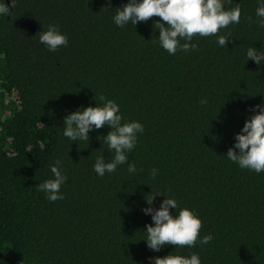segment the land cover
<instances>
[{
  "label": "trees",
  "instance_id": "trees-1",
  "mask_svg": "<svg viewBox=\"0 0 264 264\" xmlns=\"http://www.w3.org/2000/svg\"><path fill=\"white\" fill-rule=\"evenodd\" d=\"M4 3L10 14L0 15V264H149L170 252L198 253L202 264H264V173L240 169L226 156L252 107L264 103V62L246 61L249 46L264 52L258 0H225L226 8L241 9L239 24L221 30L232 38L227 47L216 36H194L197 50L175 55L158 44L159 17L113 23L127 0ZM50 24L69 41L56 52L38 40ZM101 95L119 104L122 122L144 125L128 155L134 176L127 164L104 177L93 171L102 153L112 158L102 138L107 125L90 132L87 145L62 136L63 117ZM57 159L67 177L64 199L50 202L37 185L52 177ZM150 192L194 210L200 236L214 239L148 249L143 229L153 222L142 209ZM163 199L156 194L152 207Z\"/></svg>",
  "mask_w": 264,
  "mask_h": 264
},
{
  "label": "clouds",
  "instance_id": "clouds-1",
  "mask_svg": "<svg viewBox=\"0 0 264 264\" xmlns=\"http://www.w3.org/2000/svg\"><path fill=\"white\" fill-rule=\"evenodd\" d=\"M117 8L112 19L121 28L129 23L135 26L138 22H146L153 16L159 17L160 20L156 21V28L159 30L158 44L169 55H175L178 51L197 50V44L192 42L194 36H216L217 45L227 47V42L232 38L230 33L221 34V30L227 29L229 25L239 24L241 18L240 7L226 8L225 0H127L126 4ZM9 14V6L2 0L0 15ZM255 15L259 18L257 24L264 27V0H258ZM38 40L49 52H56L69 43L67 35L54 24L40 31ZM248 59L259 66L264 62V52L249 46L246 61ZM95 101L94 106L78 107L63 117L62 136L71 142L83 141L87 145L90 132L107 125L109 131L102 138L112 158L106 160L102 153L96 158L93 171L99 177H104L106 173H114L119 166L127 164L128 173L134 176L138 169L128 161V155L136 147L138 136L143 134L144 125L137 120L122 122L124 118L120 106L112 99L101 95L100 102ZM200 103L204 106L208 101L204 98ZM251 111L253 114L245 119L240 131L234 134L233 145L227 150L226 156L240 169L260 174L264 173V103L254 105ZM97 139L101 141V136ZM49 169L52 177L38 183L37 190L43 192L50 202L62 200L64 195L61 186L67 177L62 171L61 161L57 159ZM150 173L155 179L158 169L153 168ZM156 194L163 195L164 199L159 207L154 208L152 204ZM144 199L148 206L142 211L151 216L153 223L143 229L142 239L151 251L159 252L169 244L174 248H192L197 243L203 246L214 239L211 233L200 236V217L191 208L181 207L175 198L161 192H150ZM148 259L149 264H202L199 254L195 252L189 255H174L170 252L165 256Z\"/></svg>",
  "mask_w": 264,
  "mask_h": 264
},
{
  "label": "water",
  "instance_id": "water-1",
  "mask_svg": "<svg viewBox=\"0 0 264 264\" xmlns=\"http://www.w3.org/2000/svg\"><path fill=\"white\" fill-rule=\"evenodd\" d=\"M6 1L9 3V0H6ZM25 23H26L28 26H30V27L33 26V24H32V23H33L32 20H26ZM31 30H33V27L31 28Z\"/></svg>",
  "mask_w": 264,
  "mask_h": 264
}]
</instances>
